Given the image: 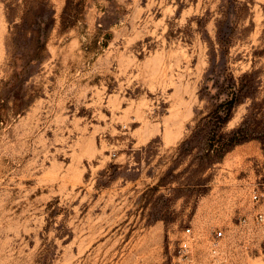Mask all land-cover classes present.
Here are the masks:
<instances>
[{
  "label": "rangeland",
  "instance_id": "obj_1",
  "mask_svg": "<svg viewBox=\"0 0 264 264\" xmlns=\"http://www.w3.org/2000/svg\"><path fill=\"white\" fill-rule=\"evenodd\" d=\"M256 212L264 0H0V264H264Z\"/></svg>",
  "mask_w": 264,
  "mask_h": 264
},
{
  "label": "built area",
  "instance_id": "obj_2",
  "mask_svg": "<svg viewBox=\"0 0 264 264\" xmlns=\"http://www.w3.org/2000/svg\"><path fill=\"white\" fill-rule=\"evenodd\" d=\"M260 195L261 194L254 191L252 193L253 200H258L260 198ZM254 218L257 222H261L264 220V213L263 212H256ZM221 235H222V230H217L214 234L215 237H220ZM215 252H216V249L213 248L212 253H215ZM177 255L183 261L184 264H190V262L192 260V254L190 251L189 237L183 238L180 241L178 248H177Z\"/></svg>",
  "mask_w": 264,
  "mask_h": 264
}]
</instances>
